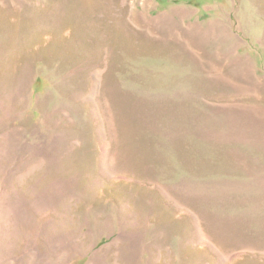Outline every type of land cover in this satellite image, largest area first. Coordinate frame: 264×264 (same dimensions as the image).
Returning a JSON list of instances; mask_svg holds the SVG:
<instances>
[{
	"label": "rangeland",
	"instance_id": "rangeland-1",
	"mask_svg": "<svg viewBox=\"0 0 264 264\" xmlns=\"http://www.w3.org/2000/svg\"><path fill=\"white\" fill-rule=\"evenodd\" d=\"M0 264H264V0H0Z\"/></svg>",
	"mask_w": 264,
	"mask_h": 264
}]
</instances>
